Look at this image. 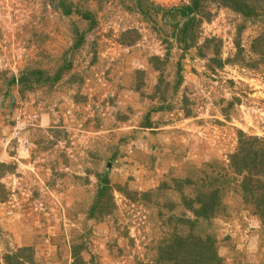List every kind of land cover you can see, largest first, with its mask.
Returning a JSON list of instances; mask_svg holds the SVG:
<instances>
[{"label":"rangeland","instance_id":"374dc122","mask_svg":"<svg viewBox=\"0 0 264 264\" xmlns=\"http://www.w3.org/2000/svg\"><path fill=\"white\" fill-rule=\"evenodd\" d=\"M188 3L0 0V264H264V0Z\"/></svg>","mask_w":264,"mask_h":264},{"label":"trees","instance_id":"16d2710c","mask_svg":"<svg viewBox=\"0 0 264 264\" xmlns=\"http://www.w3.org/2000/svg\"><path fill=\"white\" fill-rule=\"evenodd\" d=\"M199 7H201V0H189V3L186 5H182L180 7H174L172 10H174L175 13H172V14L174 16H176V14H177V15H180L183 17H187L190 14L198 11ZM70 13H71L70 10L65 9V11H64L65 15H69ZM84 17L87 18L88 15L85 14Z\"/></svg>","mask_w":264,"mask_h":264}]
</instances>
